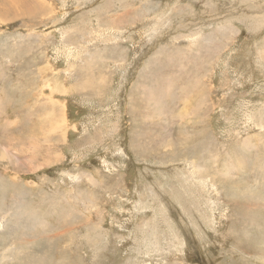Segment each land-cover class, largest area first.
<instances>
[{
    "label": "rangeland",
    "instance_id": "1",
    "mask_svg": "<svg viewBox=\"0 0 264 264\" xmlns=\"http://www.w3.org/2000/svg\"><path fill=\"white\" fill-rule=\"evenodd\" d=\"M0 72V264H264V0H0Z\"/></svg>",
    "mask_w": 264,
    "mask_h": 264
},
{
    "label": "bare ground",
    "instance_id": "2",
    "mask_svg": "<svg viewBox=\"0 0 264 264\" xmlns=\"http://www.w3.org/2000/svg\"><path fill=\"white\" fill-rule=\"evenodd\" d=\"M194 40H197V38L196 39H194ZM191 44V43H190ZM197 44V43H196ZM195 45V44H194ZM1 73V72H0ZM190 109V108H189ZM5 122V121H4ZM16 123V122H15ZM13 183V182H12ZM29 204V203H28ZM21 205V204H20ZM43 207V206H42ZM33 208V207H32ZM57 221V220H56ZM27 223V222H26ZM38 230V229H37ZM57 233V232H56ZM35 235V234H34ZM65 235V234H64ZM41 236V235H40ZM45 239V238H44ZM30 245V244H29ZM59 245V244H58ZM1 254V253H0ZM56 254V253H55ZM4 255H6V252H5V254ZM5 257V256H4ZM3 257V258H4Z\"/></svg>",
    "mask_w": 264,
    "mask_h": 264
}]
</instances>
